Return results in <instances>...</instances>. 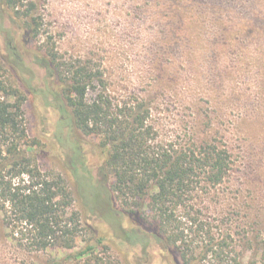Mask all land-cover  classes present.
<instances>
[{"label": "rangeland", "instance_id": "374dc122", "mask_svg": "<svg viewBox=\"0 0 264 264\" xmlns=\"http://www.w3.org/2000/svg\"><path fill=\"white\" fill-rule=\"evenodd\" d=\"M27 1L20 0L22 4ZM32 1L35 4L28 20L32 23L36 19L37 33L26 27L25 16L15 17L0 0V62L8 68L0 73L13 80L25 94L26 126L30 138L39 145L40 168L65 178L74 198V209L79 211L85 225L89 222L91 228L100 230L111 255L120 264H184L180 251L175 249L161 255L151 248L149 256L138 261V246L110 237L111 230L120 234L119 225L131 223L122 212L117 222L108 218V204L118 211L133 208V223L148 230L183 229L185 242L192 247L206 242L200 236L201 222L205 223V233L227 231L230 226L234 236L224 244L229 252L220 264H233L235 259L240 264H264V0H190L195 9L189 14L195 18L188 31H194L198 40L183 38V44L181 40L174 43L173 37L167 44L161 33L160 17L152 18V10L160 13L154 6L157 0ZM167 45L178 46V52L162 54ZM197 48L199 51L193 52L196 64L189 66L187 60L191 61L192 56L184 55L183 50ZM51 54L59 57L58 61H87L98 67L113 103L120 106L131 102L137 94L148 95L156 106L153 118L166 136L186 129L187 122L194 117L197 120L193 125L205 130V114L214 112L219 99L222 128H232L236 151L241 153L230 186L220 189L219 194L212 192L200 206H194L193 223L186 215L182 217L181 211L176 213L173 224L163 228L148 208L139 206L138 200L129 198L124 205L97 174L101 155L94 143L98 138L85 136L58 122L51 93L44 91L46 85L55 91L61 85L37 60L43 56L50 59ZM156 63L168 75L159 77ZM169 80L177 81L171 91L164 86ZM76 144L79 157L90 170L93 188L100 192V201L95 190L80 189L73 179L67 161ZM234 198L243 199V204L233 207ZM81 235L76 249L93 236L85 228ZM67 252L21 250L8 240L0 215V264H48L53 256L61 257ZM190 261L218 264L210 257L198 255Z\"/></svg>", "mask_w": 264, "mask_h": 264}, {"label": "trees", "instance_id": "16d2710c", "mask_svg": "<svg viewBox=\"0 0 264 264\" xmlns=\"http://www.w3.org/2000/svg\"><path fill=\"white\" fill-rule=\"evenodd\" d=\"M3 1L15 17L25 16L26 27L37 33L36 19L32 23L28 20L34 1L29 0L25 4L20 0ZM23 6L26 7L23 9ZM154 6L160 9V13L152 10V18L160 17L161 33L167 44L170 37H173L174 43L183 38L198 40L194 31H188L194 21V14L189 13L195 9L190 0H157ZM197 12L200 14L201 9ZM180 43L183 44V40ZM190 43L196 46L193 41ZM176 49L178 46L170 48L167 45L161 52L173 55L178 52ZM198 51L199 48L183 50L184 55L192 56L191 61L187 60L189 66L196 64L197 58L193 52ZM13 57L19 61L16 56ZM58 58L51 54L50 59L46 56L37 59L61 85L57 91L46 85L44 92L51 93V105L59 114L61 126L98 138L99 141L94 143L101 155L97 174L107 183L109 191L123 200L124 205H127L129 198L138 200L139 206L148 208L153 219L163 228L173 224L176 213L181 211L182 217L186 215L193 223L196 221V217H192L194 206H200L205 196L212 192L219 194L220 189L230 186L238 171L241 153L236 151L232 128H222L223 114L222 109L218 110L221 107L219 99L214 112L205 114V130L200 131L193 125L197 120L194 117L187 122L186 129L180 130L177 135L166 136L160 132L153 118L156 106L148 95L137 94L131 102L120 106V103H113L98 67L87 61L69 63L58 61ZM155 67L160 73L159 77L168 75L159 68L158 63ZM1 70H8L2 62ZM2 73L0 215L8 240L28 253L69 250L61 257L53 256L48 264H120L109 252L100 230L91 228L89 222L86 225L82 222L79 211L73 207L74 198L65 178L40 168L37 154L39 145L30 138L26 126L23 110L25 94ZM176 82L169 80L168 85L164 86L171 91ZM78 146H73L74 154L67 164L80 189L95 190L86 161L79 157ZM93 192L100 201V192ZM233 200V207L243 204V199ZM123 208L118 211L108 204V218L117 222L123 213L131 223L130 226L120 224V234L111 230L110 237L138 246L140 257L137 258H140V262L141 258L149 256L151 248L161 255L179 250L184 264H197L190 261L196 255L210 257L218 264L224 256H228L229 251L224 244L234 236L230 226L226 227L227 231L221 229L217 233H210L208 230L205 233V223L201 222L200 236L206 242L201 241L202 246L192 247L185 242L183 229L148 230L140 223H133V208ZM84 228L91 230L92 239L76 249ZM233 264H240V261L235 259Z\"/></svg>", "mask_w": 264, "mask_h": 264}]
</instances>
